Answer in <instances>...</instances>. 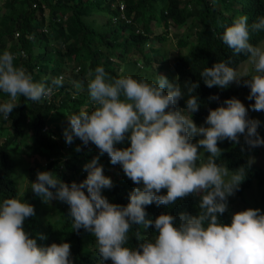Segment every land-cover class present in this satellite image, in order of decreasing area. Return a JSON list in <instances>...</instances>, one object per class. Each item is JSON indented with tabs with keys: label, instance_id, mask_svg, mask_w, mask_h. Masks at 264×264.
Returning a JSON list of instances; mask_svg holds the SVG:
<instances>
[{
	"label": "clouds",
	"instance_id": "1",
	"mask_svg": "<svg viewBox=\"0 0 264 264\" xmlns=\"http://www.w3.org/2000/svg\"><path fill=\"white\" fill-rule=\"evenodd\" d=\"M260 1L253 15L239 5L228 11L226 28L216 31L224 48L231 49L234 56L246 57L237 62L236 68L223 60L200 72L208 88H237L230 89L218 107L209 110L207 126H198L192 119V114L199 111L195 95L199 84L183 85L178 79L169 81L166 77L173 59L166 60L169 67L157 71L155 82L123 76V72L114 78L103 66L88 73L87 90L93 106L91 110L84 107L66 114L69 123L63 133L65 146L74 138L85 145L91 142L100 155L106 153L113 165L122 167L127 176L123 179H130L137 187L126 206L109 202L102 189L111 188L112 181L104 175L97 156L84 165L87 176L79 183L74 181L69 186L54 172L43 170L31 181L30 189L45 202L55 199L69 206L71 229H84L76 235H81V253L95 257L93 264H264V213L256 207L259 188L247 191L243 185L236 191L245 179L246 167L230 170L217 163L223 151L219 141L239 143L240 135H244L250 147L264 144L257 133L259 121L252 120L264 119V0ZM124 13L122 20L130 23ZM102 16L105 20L106 15ZM157 31L152 30L150 35ZM168 35L165 47L168 41H176L172 32ZM177 51L169 52L172 55ZM129 57L136 56L131 53ZM112 58L123 64L119 53ZM16 59L9 50L0 54V92L4 94L0 97V114L5 120L21 97L41 102L65 82L62 75L50 83L36 81ZM142 61H137V67ZM243 62L247 67L239 71L238 65ZM243 77H247L244 85L250 88L248 91L242 87ZM72 86L76 93L83 90L80 81H72ZM183 88L186 107L177 108L179 99L186 97ZM193 136L200 138L192 142ZM125 139L130 140V146L118 148L116 145ZM203 152L209 153L207 158ZM254 158L252 154L249 164ZM165 189L166 194H162ZM235 191L233 203L239 211L232 215L230 224L222 223L219 217L228 210V197ZM195 194L200 195L198 215L182 213L178 224L169 213L153 221L145 210L153 202L168 206ZM33 215L34 206L24 199L13 196L0 200V264H73L70 243L53 242L42 247L25 231L24 222ZM153 224L156 234L144 238L139 228ZM87 231L95 237L96 250L85 253L83 238ZM130 236L139 241L138 247L128 245Z\"/></svg>",
	"mask_w": 264,
	"mask_h": 264
},
{
	"label": "trees",
	"instance_id": "2",
	"mask_svg": "<svg viewBox=\"0 0 264 264\" xmlns=\"http://www.w3.org/2000/svg\"><path fill=\"white\" fill-rule=\"evenodd\" d=\"M239 5L243 11L253 15L261 6L260 0H0V54L4 50L11 51L16 57V63L23 66L34 80L51 82L52 78L64 76L63 86L54 89L53 95L41 102L25 100L21 97L19 105L14 108L7 120L0 114V200L8 197H19L16 170V158L10 152L20 150L23 157L34 154L44 155L42 160L31 161L27 174H33L23 192L22 198L34 206L35 214L38 209L41 215L48 217L45 204L38 203L41 197L35 196L30 189L31 181L36 179L39 171L54 172L65 183L81 182L87 172L84 165L94 157H99V164L103 167L104 175L112 181L111 188H105L113 203L126 206L130 193L137 185L130 179H123L115 171L110 157L105 153L100 155L99 149L91 142L87 145L79 138H74L72 144L65 146L63 135L68 127V117L79 109L87 107L91 110L93 102L87 90L88 73L94 72L97 66H103L114 78L131 75L137 79L155 82L157 71L169 67L166 60L173 59L172 68L169 67V81L178 79L179 84L196 82L199 87L195 90L200 106L199 111L192 114V119L199 125L207 126L206 117L210 109H215L221 101L229 95V86L221 89L217 86L208 88L200 75L205 67H211L219 61H229L231 66L237 67V62L246 57L241 54L234 56L232 50L224 48L221 36L216 35L219 29L224 30L228 20V11ZM122 12L130 23L122 20ZM97 14L106 15L103 21L97 20ZM114 17L118 18L114 20ZM152 24L160 28L151 34ZM172 32L176 41L174 46L177 53L169 52L164 46ZM156 41L159 44H156ZM251 42V41H250ZM172 48V49H176ZM229 49L230 54L226 49ZM123 57L122 62L115 63L113 56ZM136 57L130 58V54ZM143 61L137 67V61ZM122 68L121 72H118ZM245 91L250 90L244 85ZM72 81H80L83 90L76 93ZM186 97L177 102V108L186 107ZM218 99H211V97ZM0 97L4 94L0 92ZM248 98V96H246ZM67 114V115H66ZM259 121L257 133L264 140V119ZM53 125L50 126L49 124ZM196 136L192 137V142ZM79 146V151L77 147ZM118 148L130 146V140L116 145ZM25 148L23 150V148ZM222 151L217 163L226 165L230 170L246 167V176L236 191L246 185L247 191L259 188V200L256 207L264 213V170L257 163L256 158H264V144L250 147L245 143L244 135H240L239 143L230 140L218 142ZM66 151L65 154L61 150ZM45 151V152H44ZM255 158L249 164L251 155ZM26 160H30L25 157ZM236 191L228 197V210L219 217L222 223L230 224L232 215L238 212L234 206ZM166 194V189L162 190ZM19 197V198H20ZM200 195H189L178 199L173 205L156 204L145 206L148 217L153 221L162 213H169L176 217L177 224L183 213L189 216L198 215ZM56 212L50 214L51 221L44 231V239L40 246L47 247L51 243L68 242L71 246L73 264H93L94 256L82 252L81 235L71 229L69 206L56 204ZM33 215L27 218L24 226L28 231L43 228V218ZM154 236V224L146 228ZM145 238V228H139ZM131 235V234H130ZM128 245L138 247L139 241L130 236ZM112 264V263H111Z\"/></svg>",
	"mask_w": 264,
	"mask_h": 264
},
{
	"label": "rangeland",
	"instance_id": "3",
	"mask_svg": "<svg viewBox=\"0 0 264 264\" xmlns=\"http://www.w3.org/2000/svg\"><path fill=\"white\" fill-rule=\"evenodd\" d=\"M97 19H98L99 21H102V20H104V17H103L102 15H97ZM152 28H153V31H157V30H159V28H156L153 24H152ZM152 34H153V33H152ZM261 43H264V40H263ZM173 45H174V43H172L171 41H168V42L166 43V47L169 48V51H170V49H172ZM169 64H170V61H169ZM245 67H247V63H246V62H243V63H241V64L238 65V70H239V71H243ZM49 125L52 126L53 124L50 123ZM199 138H200L199 136H196V142H197V140H198ZM2 140H3V136H0V142H1ZM196 142H195V143H196ZM14 146H15V145H12V146L9 148V150H10V152L12 153V155L15 156L16 161H17V163H16L17 166H16V170H15V172H14V175H15V178L17 179V188H18V190H19V194H18V195H19V197H20V196H23V192H24V190H25V188H26V186H27V184H28V181L31 179V177H32V175H33V174H27V169H29V167L31 166V161H33L34 159H36L37 161L42 160L43 163H44V159L47 157V154H46V152L44 151V152H45L44 155H41V154H34L33 156L25 155V157H27V158L30 159V160H26L25 157H23L22 154L20 153V150L14 149ZM21 148H23V147H21ZM24 149H25V148H23V150H24ZM66 151L69 152V150H67V149H66ZM66 151L64 150L63 152H66ZM201 151H203V150L201 149ZM208 155H209V153H207V152H203V156H204V158H207ZM256 160H257V163H258L261 167L264 168V160H261L259 157H257ZM44 165H45V164H44ZM45 166H46V165H45ZM114 168H115V171H116L117 173L121 174V177H127V176L124 174L123 169H122V167H121L119 164H118L117 166H115ZM85 192H86V189H85ZM102 195H104V196L109 200V202L113 203V199H112L111 196L108 195L106 189H102ZM20 198H21V199H24V200H26V201L28 200V199H26V198H22V197H20ZM43 201H44V200L41 199V200H39L38 203L42 204ZM27 202H28V201H27ZM56 204L63 205L64 202H61V201H59V200H55V199H53V200L49 201L47 204L44 205V206H46L47 214H48V217H46V219H45L44 216L41 215V212H40L39 209H38V214H35V216H37V217H39V216L41 215V217L43 218V221H42V222H43V227H44L45 229H43V228H39V229H37L36 231H33V230L28 231L27 228L24 226L25 231L28 232L29 235H30L32 238L36 239L37 244H38L39 246H40L41 236L44 235V231H45L46 228L48 227V224H47L46 222H47L48 220L51 221L52 217L50 216V214H53V213L56 212V209H55V207H54ZM42 205H43V204H42ZM251 206H252L251 208L254 207L253 205H251ZM247 208H250V206H249V207L247 206ZM144 233H145L144 235L146 236V237H145L146 239H151V238L153 237V236L149 233V231H148L147 229L144 230ZM83 240H84V244H83V252L88 253L89 251H94V250H96L95 247H94V244H95V237H94L89 231H87V233L85 234Z\"/></svg>",
	"mask_w": 264,
	"mask_h": 264
}]
</instances>
